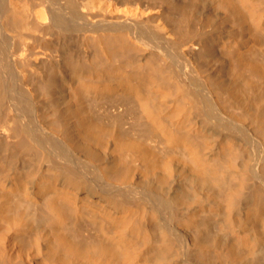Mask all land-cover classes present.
<instances>
[{
	"label": "bare ground",
	"instance_id": "obj_1",
	"mask_svg": "<svg viewBox=\"0 0 264 264\" xmlns=\"http://www.w3.org/2000/svg\"><path fill=\"white\" fill-rule=\"evenodd\" d=\"M256 87L264 0H0V264H264Z\"/></svg>",
	"mask_w": 264,
	"mask_h": 264
},
{
	"label": "rangeland",
	"instance_id": "obj_2",
	"mask_svg": "<svg viewBox=\"0 0 264 264\" xmlns=\"http://www.w3.org/2000/svg\"><path fill=\"white\" fill-rule=\"evenodd\" d=\"M257 88V87H256ZM241 97H245L246 99H251L254 102H262L264 101V97L260 94L257 88V92H251L250 90L248 91L247 89L244 90L243 92H240ZM13 237L11 238L12 243H17L18 245L22 246L25 248L26 245V238L24 235L17 233L13 234Z\"/></svg>",
	"mask_w": 264,
	"mask_h": 264
}]
</instances>
